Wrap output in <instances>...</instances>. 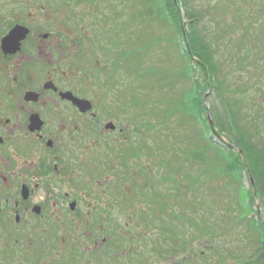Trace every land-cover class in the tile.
I'll return each instance as SVG.
<instances>
[{"label": "flooded vegetation", "instance_id": "af4514ba", "mask_svg": "<svg viewBox=\"0 0 264 264\" xmlns=\"http://www.w3.org/2000/svg\"><path fill=\"white\" fill-rule=\"evenodd\" d=\"M107 11L0 10V264H59L65 239L73 264L127 263L133 248L140 252L134 228L125 224L118 240L113 223L141 218L136 205L143 195L128 187L146 183L154 198L148 179L127 178L154 169L141 159H156L157 150L128 156L127 141L143 137H135L127 105L108 102V67L122 64L125 53L107 33L121 15ZM16 27L4 51L3 39ZM76 100L89 109L82 112ZM129 202L136 203L131 217Z\"/></svg>", "mask_w": 264, "mask_h": 264}, {"label": "rangeland", "instance_id": "374dc122", "mask_svg": "<svg viewBox=\"0 0 264 264\" xmlns=\"http://www.w3.org/2000/svg\"><path fill=\"white\" fill-rule=\"evenodd\" d=\"M154 1L156 3V0L151 3ZM187 2L188 10L197 12L202 17L198 25L203 36H209L204 28L210 27V37L218 40L213 39V42L216 43L217 62L221 69L219 77H222L220 80L225 88L221 96L224 102L233 106L234 98H239L245 113L254 116L261 114L259 121L264 122V0ZM0 10H108L110 17H113V12L117 16L121 15L122 19H117L115 28L107 32L110 39L122 43L125 53L122 64L116 63L108 67L113 83V92L108 102L126 104L128 113L133 115L131 119L135 120L137 125L135 128L143 137L139 141H127L125 145L128 152L131 150L132 154L134 151L139 154L142 146L148 151L150 146L162 147L164 150L159 152L157 149L156 159L151 155L142 156L141 163L152 168L153 162L154 169L143 168L144 172L140 175H135L134 172L128 174L127 184L135 180L132 184H138L148 179L155 190L163 186L164 192L156 193L158 196L151 198V192L146 190L145 183L141 187L142 190L140 186L128 187L130 194L141 192L143 195L136 205L137 210L140 209L141 218H132L133 221L121 218L123 222L113 223V236L119 240V234L123 232L124 235L128 230L119 229L129 224L135 232L145 235V239L138 250L139 255L133 248V253L128 254L127 263L121 259L122 264H131L132 261L133 264H139L142 255L149 264L249 262L255 247L252 241H246L245 237L240 238V235L244 236V233L247 235L249 232L244 226L245 221L240 218L241 206L236 185L230 177L213 173L216 168H206L202 160H193L189 154L190 151H200L203 147L202 155L206 163L208 162V167H215L219 162V156L214 150L204 148L206 144L201 139L200 126L191 124L189 115L181 110L180 103L191 92L192 79L200 78V71L195 67L194 77L185 73L180 60L179 40L174 29L161 25L157 20H151L152 13L149 10L158 8H146L143 0H0ZM109 10L113 11L112 14ZM55 16V13L51 16L47 14V20H54ZM181 20L183 24H188L183 12ZM213 98H216L215 95L211 97L209 92L204 96L207 112L214 102ZM207 115L210 117V114ZM140 135L136 134L135 137L139 138ZM216 140L232 146L226 137L222 136L220 141ZM170 147L173 152L168 151ZM111 161H114L113 156ZM178 164L182 165L181 171L184 173L180 171L182 176L178 173L168 182L167 166L175 168ZM247 178L246 175L243 179L245 188L249 185ZM193 179L197 180L195 184ZM135 204L134 202L124 206L129 217L133 216L130 212ZM255 205V211L261 213L257 198ZM144 210H147L151 217L146 218V226L142 221L144 213L141 212ZM117 214L119 215L118 209ZM166 225H170L174 231L177 227L179 232L187 235L189 241L191 237L196 238L195 247L187 252L180 249L170 257L174 248L166 241L162 242L161 238L162 228ZM194 225H197V228H191ZM152 230L154 235L150 233ZM167 236L174 237V234ZM115 242L121 248L130 246L128 240L127 244L124 242L125 246L121 245L122 241ZM68 246L65 239L63 259L59 264H73L72 250L70 251ZM153 247L157 251H152ZM159 252L165 256L160 257ZM119 259H113L112 263H120ZM35 262L43 263L42 256H35ZM52 262L57 264L54 260Z\"/></svg>", "mask_w": 264, "mask_h": 264}, {"label": "trees", "instance_id": "16d2710c", "mask_svg": "<svg viewBox=\"0 0 264 264\" xmlns=\"http://www.w3.org/2000/svg\"><path fill=\"white\" fill-rule=\"evenodd\" d=\"M143 1L146 3V8H158V10H149L151 11L150 13H152L151 20H157L161 25L174 29L175 36H177L179 40L180 60L183 63L182 65L184 71H186L185 73L194 77L195 67L200 71V78L194 77L192 79V90L183 98L180 106L181 110L189 115L191 124H195L196 127L200 126V136L202 141L206 144L204 148L209 151L214 150L219 156V162H217L218 165H215V167H208V162L206 163L202 155L203 147L200 148V151H190L189 154L193 160H202L203 166L206 164V168H216L213 169V173L218 175L222 174L224 177H230L232 182L236 185V192L239 195V206H241L240 218L242 217V221H245L244 226L249 232L247 235L245 233L244 236L243 234L240 235V238L245 237L246 241H252L253 247H255L249 262H244V264H264V122L259 121L261 114L254 116L247 112L245 113L243 111L245 108L242 107V101H240V103L239 98H234L235 104L233 106L224 102L221 96H223V90H225V88H223V81L220 80L222 77H219L221 69L217 62L216 43L213 42L214 40H218L215 37H210L212 35L209 30L210 27L205 26L204 28V31H206L209 36H203L198 25L202 17L197 12L188 10V0H156V3L155 1L151 3L152 0ZM182 12L188 24H183L181 20ZM207 92L210 93L211 97L214 95L216 97L213 98L214 102L210 105L208 112L204 106V96ZM207 114H210V117ZM136 134H139V132L136 131ZM222 136L226 137L229 144L232 146L223 144V142L219 143L216 140L218 139L220 141ZM149 149H158L159 152L164 151L162 147L156 148L150 146ZM141 150L145 151V148L142 147ZM172 150L171 147L168 149V151L173 152ZM130 153L132 154L131 150L128 152V156ZM195 156H197V158ZM174 157L178 160L176 155ZM181 166L182 165L179 164L178 167L175 168L167 166L169 171L167 178L168 182L174 175L178 173L181 175ZM181 173L184 172L181 171ZM246 175L249 185L245 188L243 179ZM176 181L175 176V183ZM196 181L195 179L192 180L194 184ZM131 182L134 183L135 181ZM170 186L173 187L172 184ZM162 187L163 186L155 190L151 186L154 198L158 196V194L164 192V188ZM140 190L142 189L140 188ZM156 193L158 194L156 195ZM255 198L259 201L261 213L254 209V207H256ZM145 217L144 213L142 221L146 226L145 221L148 220ZM240 224L243 225L242 222H240ZM191 228H197V225ZM162 232V242L166 241L168 245L171 244V247L174 248L170 257H173L175 251L179 252L180 249L184 252H187V250L191 251L196 245V238L191 237V241H189L187 235H185V233L183 234V232H179L177 227L174 231L171 229L170 225H166L163 226ZM150 233L152 235L155 234L154 230ZM137 234L139 235V242L145 239V235L141 233ZM167 234H174V237L167 236ZM113 242L115 243V241ZM152 251L157 250L153 247ZM136 254L139 255V253ZM158 254L160 257L165 256L164 253L161 254L159 252ZM113 264H122V262ZM139 264L149 263L142 255L139 259Z\"/></svg>", "mask_w": 264, "mask_h": 264}, {"label": "water", "instance_id": "95a60500", "mask_svg": "<svg viewBox=\"0 0 264 264\" xmlns=\"http://www.w3.org/2000/svg\"><path fill=\"white\" fill-rule=\"evenodd\" d=\"M18 31H19V27H16L13 31L10 32V34L6 38L3 39L1 46H2V49L4 51H9V49L11 48V46H13V42H14V39L13 38L15 37L16 33H18ZM76 102H77V104H78V106H79V108H80V110L82 112H85L86 110L89 109V104L87 102L80 101V100L79 101L76 100ZM112 127L113 126L111 124H107L106 125V128H112Z\"/></svg>", "mask_w": 264, "mask_h": 264}]
</instances>
